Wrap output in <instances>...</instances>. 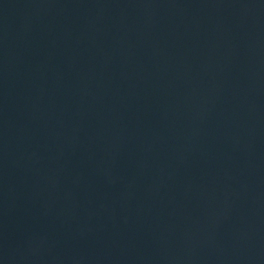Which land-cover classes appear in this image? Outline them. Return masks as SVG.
Instances as JSON below:
<instances>
[{
    "label": "water",
    "instance_id": "1",
    "mask_svg": "<svg viewBox=\"0 0 264 264\" xmlns=\"http://www.w3.org/2000/svg\"><path fill=\"white\" fill-rule=\"evenodd\" d=\"M0 264H264V0H0Z\"/></svg>",
    "mask_w": 264,
    "mask_h": 264
}]
</instances>
